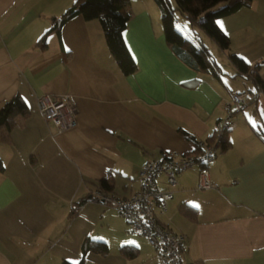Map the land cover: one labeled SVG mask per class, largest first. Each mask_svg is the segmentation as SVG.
I'll return each instance as SVG.
<instances>
[{
	"label": "crops",
	"instance_id": "1",
	"mask_svg": "<svg viewBox=\"0 0 264 264\" xmlns=\"http://www.w3.org/2000/svg\"><path fill=\"white\" fill-rule=\"evenodd\" d=\"M74 1L0 0V107L20 95L29 111L10 141L0 142V264L77 263L85 236L104 240L108 253L88 252L84 264H157L153 248L144 250L114 208L90 199L70 217L72 206L103 177L113 196L132 195L146 161L192 152L180 129L205 140L235 111L231 94L252 84L234 76L222 50L221 78L183 64L166 45L154 0L126 7L124 38L137 65L131 74L119 69L98 19L75 15L41 41ZM216 23L232 52L260 63L264 79V0ZM44 94L71 97L74 127L59 132L41 115L37 98ZM261 97L250 104L254 110L229 118L231 145L207 166L212 187L196 189L198 167L186 169L158 214L182 235L183 264H264V141L254 130L264 126ZM157 183L168 188L163 175ZM182 204L196 209L194 219L179 212ZM125 244L137 248L135 257L121 254Z\"/></svg>",
	"mask_w": 264,
	"mask_h": 264
},
{
	"label": "trees",
	"instance_id": "2",
	"mask_svg": "<svg viewBox=\"0 0 264 264\" xmlns=\"http://www.w3.org/2000/svg\"><path fill=\"white\" fill-rule=\"evenodd\" d=\"M129 1L75 0L65 12L59 17L54 18L51 27L41 37V41L45 40L47 33L58 32L61 25L75 15H81L86 20L98 19L103 29L105 42L110 54L123 74H131L135 72L137 65L124 38V31L130 18V14L126 9ZM154 1L160 12V21L166 45L183 64L195 72H210L217 78H221L225 74L197 32L188 36L176 29V10L188 20L192 28L196 27L199 29V31L212 39L220 50L226 53L229 62L236 70L234 76H240L251 82L252 87L241 92H257V97L244 107L233 111V113L230 112L229 118L233 114L242 111L246 106L256 102L260 95L264 96V79L261 78L259 73L260 63L252 65L240 55L232 52L228 36L216 23L217 19L235 13L243 6H248L252 0H175L176 6H172L169 0ZM232 107L235 108L233 105ZM28 112V107L20 95H14L2 104L0 107V142L10 141V132L15 126L20 125ZM229 118L227 120L228 126L218 139H216V130L205 140L199 141L193 134L180 129L179 132L194 145L192 152L185 154H198L202 152L203 146L201 143L212 145L215 155L217 151L226 150L231 145L228 137L231 125ZM254 130L257 136L264 141V126H259ZM3 170L4 163L0 158V172ZM95 185L96 189L103 193L113 195L110 192L112 191V187L106 177L100 178ZM90 199L96 200L93 193L89 198H81L76 201L71 208L70 217L77 214L79 205ZM178 210L190 219L195 218L196 209L194 207L182 204L178 207ZM136 251L137 248L134 245L125 244L120 247L121 254L129 258L135 257ZM88 252L105 255L108 253L107 243L104 240L85 236L81 243L79 261L77 263L62 261L61 264H84Z\"/></svg>",
	"mask_w": 264,
	"mask_h": 264
},
{
	"label": "built area",
	"instance_id": "3",
	"mask_svg": "<svg viewBox=\"0 0 264 264\" xmlns=\"http://www.w3.org/2000/svg\"><path fill=\"white\" fill-rule=\"evenodd\" d=\"M257 95V92L250 91L234 92L230 104L237 110L247 105ZM37 109L45 119L53 123L59 132L74 127L77 123L75 106L71 97L66 94L39 96ZM227 120L228 118L217 123L216 139L220 138L228 126ZM201 145L203 151L198 154L180 155L165 151L159 159L146 161L138 171L140 187L129 197H116L98 189L93 191L97 201L114 208L118 216L129 224L131 232L146 239L154 250L157 264H183L182 235L173 232L158 219V214L165 211L166 202L173 196V188L177 185V175L186 169L198 167L196 189L212 187L206 165L214 160L215 150L212 145L204 143ZM161 175L165 178L167 189H161L157 183Z\"/></svg>",
	"mask_w": 264,
	"mask_h": 264
},
{
	"label": "rangeland",
	"instance_id": "4",
	"mask_svg": "<svg viewBox=\"0 0 264 264\" xmlns=\"http://www.w3.org/2000/svg\"><path fill=\"white\" fill-rule=\"evenodd\" d=\"M169 1H170L172 6H176L175 0H169ZM175 27L181 33L186 34L188 36L193 35L194 32L195 33L197 32L198 36L202 39L203 43L207 46V48L210 51V53L212 54V56L217 60V63L220 65L221 69H224L225 62H224V59L222 58L223 55H221V53H217V52H221V51H220L219 47L216 45V43L212 39H210L208 36H206L204 33L199 31V29H197L196 27L192 28L190 26L188 20L178 10L175 11ZM262 102H264V97H261L259 102H258V106H259L260 111H264V108H262ZM246 108H250V110H254V105H248ZM232 110H235V108H233ZM237 114L241 115L242 112L239 111V112L233 114L231 116L232 122H234L236 120L235 118L237 117ZM136 235L139 237V239L142 240L143 244L145 245L144 250L146 252H149L152 254V247L150 245H148V242L146 241V239L141 235L140 236L138 234H136Z\"/></svg>",
	"mask_w": 264,
	"mask_h": 264
}]
</instances>
